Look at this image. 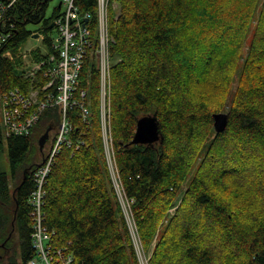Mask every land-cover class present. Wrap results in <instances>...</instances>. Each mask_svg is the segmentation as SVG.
<instances>
[{
  "label": "trees",
  "instance_id": "1",
  "mask_svg": "<svg viewBox=\"0 0 264 264\" xmlns=\"http://www.w3.org/2000/svg\"><path fill=\"white\" fill-rule=\"evenodd\" d=\"M51 1L16 0L5 12L0 97L36 84L26 71L58 37L51 25L61 6L48 16ZM75 1L91 13L95 46L98 0ZM111 1V125L151 264H264V0ZM35 34L45 49L24 51ZM94 51L78 85L87 92L90 125L79 107L68 111L72 137L85 144L65 147L55 161L46 223L56 244L69 245L74 264H138L107 169ZM220 112L228 114L223 131L215 128ZM150 114L158 116L160 140L130 144ZM60 122V107L47 108L29 135L6 136L0 102V160L7 145L10 165V174L0 167V264H27L34 255L29 200L45 154L39 139L49 129L53 141Z\"/></svg>",
  "mask_w": 264,
  "mask_h": 264
},
{
  "label": "built area",
  "instance_id": "2",
  "mask_svg": "<svg viewBox=\"0 0 264 264\" xmlns=\"http://www.w3.org/2000/svg\"><path fill=\"white\" fill-rule=\"evenodd\" d=\"M16 0L0 2V45L6 41L7 34L1 31L5 12ZM116 6L111 0H98L97 21L98 40L95 46L92 30L87 25L90 12L82 13L75 0H62L60 14L54 20L58 37L54 39L53 51L39 61L32 63L26 71L27 77L36 80V84L25 92L14 88L1 94V119L6 136L29 135L47 108L59 106L61 122L51 145L44 154L42 164L34 173L35 188L31 194L32 244L34 255L27 264H74V254L69 245H58L46 223L45 196L46 182L62 150L79 149L85 144L82 137H72L74 123L68 111L79 107V117L90 125L91 112L86 100L87 92L78 90L80 74L84 67L89 50L95 47L96 66L101 82L100 112L101 132L104 153L110 171V177L120 202L133 239L140 264H151L142 244L134 218V199L128 196L116 156V148L111 125V82L112 61L110 55L111 36L109 33L110 7ZM87 20V21H86ZM40 38H43L40 36ZM12 57L10 53H6ZM26 57V54L24 55Z\"/></svg>",
  "mask_w": 264,
  "mask_h": 264
},
{
  "label": "water",
  "instance_id": "3",
  "mask_svg": "<svg viewBox=\"0 0 264 264\" xmlns=\"http://www.w3.org/2000/svg\"><path fill=\"white\" fill-rule=\"evenodd\" d=\"M61 6V3H60ZM87 21V20H86ZM54 26L52 23L51 27ZM38 35L36 34L35 37ZM215 128L217 131H223L228 123V114L224 112L215 113ZM50 130L48 129L39 139L40 148L43 149L45 142L49 138ZM161 138V128L157 114H150L139 119L136 133L130 144L155 143ZM1 258V255H0Z\"/></svg>",
  "mask_w": 264,
  "mask_h": 264
},
{
  "label": "rangeland",
  "instance_id": "4",
  "mask_svg": "<svg viewBox=\"0 0 264 264\" xmlns=\"http://www.w3.org/2000/svg\"><path fill=\"white\" fill-rule=\"evenodd\" d=\"M61 1H62V0H52V1H51L50 7L48 8V11H47V15H48V16H51V15L53 14L54 8L57 7V6L60 4ZM53 36H54V37L57 36L56 32H54ZM252 37H253V34H250L249 37H248V39H247L244 54L247 53V50H248V47H249L250 42H251V40H252ZM35 46H36V47L39 46L41 49H45V47H46L45 44H44L43 39H41V38H34V37L31 36V37H29V38L27 39V41L24 42V44H23V46H22V47H23L22 49H23L24 51H27V50H30L31 48L35 47ZM241 64H242V62H241ZM50 135L52 136V134H50ZM46 142H47V141H46ZM46 142H45L44 147H43V148H45V149L47 148V146H46ZM42 150H43V149H42ZM46 150H47V149H46ZM46 150H45V151H46ZM116 156H117V150H116ZM8 157H9V151H8V147H7V145H5V150H4V152H3V154H2V157H1V160H0V167H1L4 171H6L7 173L10 174V165H9ZM107 169H108V171H109L108 165H107ZM109 174H110V171H109ZM122 181H123V179H122ZM130 234H131V233H130ZM15 247H17V246H15ZM146 254H147L148 256L152 255L150 251H146ZM150 261H151V259H150ZM138 264H140V260L138 261Z\"/></svg>",
  "mask_w": 264,
  "mask_h": 264
},
{
  "label": "flooded vegetation",
  "instance_id": "5",
  "mask_svg": "<svg viewBox=\"0 0 264 264\" xmlns=\"http://www.w3.org/2000/svg\"><path fill=\"white\" fill-rule=\"evenodd\" d=\"M51 142H52V136H51V135H49V138H48V140H47V142H46V146H47V148H46V149H48V148H49V146L51 145Z\"/></svg>",
  "mask_w": 264,
  "mask_h": 264
},
{
  "label": "bare ground",
  "instance_id": "6",
  "mask_svg": "<svg viewBox=\"0 0 264 264\" xmlns=\"http://www.w3.org/2000/svg\"><path fill=\"white\" fill-rule=\"evenodd\" d=\"M116 148V147H115ZM117 150V149H116Z\"/></svg>",
  "mask_w": 264,
  "mask_h": 264
}]
</instances>
